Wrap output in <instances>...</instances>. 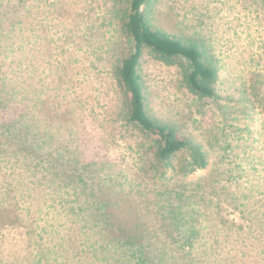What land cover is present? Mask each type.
Here are the masks:
<instances>
[{
    "label": "rangeland",
    "instance_id": "1",
    "mask_svg": "<svg viewBox=\"0 0 264 264\" xmlns=\"http://www.w3.org/2000/svg\"><path fill=\"white\" fill-rule=\"evenodd\" d=\"M126 5L0 0V264H264V0L142 8L217 69L199 97L186 60L138 68L148 113L202 146L191 173L127 119Z\"/></svg>",
    "mask_w": 264,
    "mask_h": 264
},
{
    "label": "trees",
    "instance_id": "2",
    "mask_svg": "<svg viewBox=\"0 0 264 264\" xmlns=\"http://www.w3.org/2000/svg\"><path fill=\"white\" fill-rule=\"evenodd\" d=\"M126 1V7L121 9V26L130 40L131 52L121 60L117 74L124 95L127 119L158 138L159 159L168 160L183 152L188 157L185 165L187 173L204 169L208 161L202 146L178 135L175 128L159 122L148 113L138 68L146 49L166 60L176 57L186 60L189 65L185 73L186 83L199 97L215 95L213 83L217 79V69L206 62L204 49L194 41L185 42L173 34L153 28L142 10L148 0ZM172 211L173 214L179 212Z\"/></svg>",
    "mask_w": 264,
    "mask_h": 264
}]
</instances>
